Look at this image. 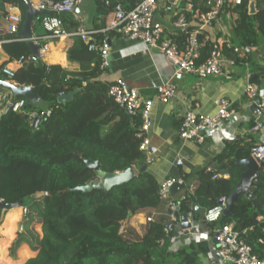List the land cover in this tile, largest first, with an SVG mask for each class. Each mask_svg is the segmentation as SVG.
<instances>
[{
	"label": "trees",
	"instance_id": "16d2710c",
	"mask_svg": "<svg viewBox=\"0 0 264 264\" xmlns=\"http://www.w3.org/2000/svg\"><path fill=\"white\" fill-rule=\"evenodd\" d=\"M141 1L111 0L107 5L106 0H96V8L109 14L118 4L132 9ZM191 1L193 19L208 10L207 0ZM5 2L17 4L22 10L26 7L23 0ZM248 4L249 0H245L237 8L240 17L233 26L242 47L258 45L264 37V1L256 0L254 15L249 13ZM62 18L67 30L80 26L71 14H63ZM112 32H97L95 41L101 44ZM70 37L73 43L66 51L67 57L79 64L77 69L28 59L33 53L27 40L10 39L1 45L8 56L3 66L11 60L26 58L12 79L3 76L4 79L19 87L39 88L40 98L50 111L35 125L30 116L37 107L21 95L17 98L27 100L24 111L10 110L0 119V198L8 204L19 203L22 208L11 252L14 254L22 244H28L35 255L24 264H201L209 252L207 242L171 249L172 233L164 232L171 209L147 222L142 236L125 226L129 211L135 216L143 209L158 208L168 202L160 198L161 184L147 170H141L147 163L146 153L140 150L141 117L128 115L109 96L108 89L114 81L106 76L108 67H101V52L90 50L89 42L76 34ZM212 43L204 42L205 54ZM8 91L0 85V113L7 105L3 98ZM72 91H78L73 101L58 102V96ZM254 145L240 148L236 141L229 143L220 159L230 160V178L212 179L202 171L195 194L186 190L183 199L176 202L175 211L186 212L202 198H210L211 207L220 197L230 196L243 171L237 162L247 158ZM86 160L97 161L98 167H87ZM129 167L136 171L129 183L110 190H76L98 181V168L114 173ZM252 192L259 206L242 195L236 200L232 215L223 216L221 223H233L238 229L254 226L250 242L259 251L257 240L264 237V220L257 221L258 216H264L263 175ZM8 211L0 210V221ZM34 224L42 226L39 241L31 227Z\"/></svg>",
	"mask_w": 264,
	"mask_h": 264
},
{
	"label": "crops",
	"instance_id": "0c3cea01",
	"mask_svg": "<svg viewBox=\"0 0 264 264\" xmlns=\"http://www.w3.org/2000/svg\"><path fill=\"white\" fill-rule=\"evenodd\" d=\"M28 1L35 8L39 2V0ZM24 3L26 5L25 1ZM205 5L209 8L206 3ZM26 9L27 5L22 10L17 4L0 0V26L5 27L7 25L6 17L10 12L20 14L25 19ZM112 13L104 14L97 10L96 0H82L75 13L71 15H74L89 30L106 32L105 29ZM226 13L224 15L226 18H222V14L221 18L223 22L225 19L230 20L225 24L227 27H233L232 21L237 20L240 14L238 11H228ZM187 14L190 16V13ZM39 15L40 13L35 17L32 27V38L42 45L38 60L48 64H58L67 69H77L79 64L71 62L66 52L73 43V39L71 37L61 39L49 37L40 24ZM160 19L170 25V22L164 16H160ZM215 30L213 31L215 38H220L222 32ZM18 35L16 34V39L26 40ZM107 38L110 44V65L106 72L107 78L113 81L122 78L131 88L138 89L143 96L155 99L156 89L153 88V83L161 84L167 81L175 71L174 65L160 51L147 50L144 44L129 40L114 31ZM251 47L253 48L248 54V60L239 63L231 73L207 78L187 74L178 83V92L174 98L166 103L157 99L154 100L152 125L146 136L150 144L158 150L157 153L149 156L153 158V161L148 162L147 160L145 165H147L146 170L154 176L159 184L168 178H177L183 181L181 189L175 194L171 192L170 198L171 201L175 202V205L176 202L178 203L183 199L186 190L190 194H195L201 183L202 171L211 175L212 179L230 178L231 170L228 165L230 160L220 159L229 143L236 141L239 143L240 148H249L253 143L255 144L262 139V133H255L251 130L253 112L256 107L253 108L255 104L248 101L245 88L254 75V82L259 85L261 93L258 101L264 103V37L260 38L258 45ZM251 57L252 59H250ZM7 60L8 56L0 46V69ZM17 61L18 59H14L7 64L16 71L20 67ZM3 76L0 72V78L5 80ZM219 98H226L233 102L237 111L235 118L229 121L223 129L215 134L208 135L203 143L180 138L178 127L185 113L192 109L200 114L213 115L218 111L217 99ZM32 100L31 102L37 107V110L47 109V105L41 102L39 97L34 96ZM249 157H251V151L247 158ZM178 161H182V164H178ZM209 167L212 168V171H208ZM226 170H230V172H223ZM243 170H245L244 166ZM216 175L218 177H215ZM210 201V198L208 200L202 198L201 201L193 203L188 211H178V213L189 214V217L194 218L193 227L202 230L205 227L203 216L209 208L208 203ZM168 209L170 207L167 203L158 208L143 209L137 215L131 217L127 227H131L137 234L142 236L145 233L147 218L158 217ZM175 212L171 211L169 221L174 225L171 249L176 250L193 243L207 242L209 252L206 257L204 256L201 264H221L213 241H195L191 239L187 235V229L183 227L182 221L175 217ZM21 220L22 208L18 207L9 210L0 221V264H19V261L20 264H24L26 260L35 255L25 243L17 248L14 254L10 250ZM36 230H40L38 232L41 233L42 226L37 225Z\"/></svg>",
	"mask_w": 264,
	"mask_h": 264
},
{
	"label": "built area",
	"instance_id": "2783aa9c",
	"mask_svg": "<svg viewBox=\"0 0 264 264\" xmlns=\"http://www.w3.org/2000/svg\"><path fill=\"white\" fill-rule=\"evenodd\" d=\"M245 0H207L209 6L207 11L199 15L189 17L194 4L186 0H142L134 8L126 9L118 4L107 23L105 31H114L129 40L140 42L147 50L155 49L160 51L175 67L171 77L161 83H153L156 89L155 99L161 102H168L178 92V83L187 74H195L202 78L218 77L231 73L239 63L248 60L251 46L235 45L230 40V29L221 18L224 8L229 5L235 9L243 5ZM264 1V0H263ZM111 0H106L109 5ZM82 0H39L36 9L40 11V24L49 37L61 39L74 34L80 36L84 41L89 42L90 50H99L102 57V68L109 67L110 44L104 40L101 44L95 41L98 31L89 30L82 23L74 30H67L62 18L63 14H74ZM160 16H164L170 22L167 25ZM77 19V18H76ZM78 20V19H77ZM7 25L0 26V46L8 40H17L16 34L21 29L23 17L20 14L8 13ZM222 32L220 38H215L214 30ZM215 30V31H216ZM33 39V38H32ZM212 41V48L205 54L203 51L204 42ZM26 58L18 59V65H22ZM32 61H38L36 55L28 57ZM0 72L8 79L15 75L14 68L6 64L1 67ZM109 96L132 117L140 116L142 120L140 136L143 140L140 150L146 153L147 157L157 153V148L150 144L146 136L152 125V108L154 98L143 96L138 89L131 88L122 78L116 79L108 89ZM247 99L256 105L253 112L251 130L255 133H262V139L251 148V157L259 166L260 174L264 177V103H258L260 88L255 82H249L245 88ZM63 95V94H61ZM6 103H11V111L21 113L24 111L27 100L15 98L11 90L4 95ZM218 111L213 115H204L190 109L181 120L178 127L180 138L203 143L208 135L215 134L223 129L229 121L235 118L237 111L233 102L226 98L217 99ZM50 114L49 110H36L31 114V121L35 123L36 118L43 119ZM148 162L153 158L149 157ZM182 164V161H178ZM208 171H212L209 167ZM215 177H218L216 175ZM225 177V176H223ZM183 184L181 179L168 178L161 183L160 198L167 201L171 211H175V202L171 201V187L174 183ZM226 196L220 197L217 202L209 207L203 216L205 227L198 230L193 227V217H189L187 235L195 241H213L215 251L219 256L221 264H264V237H259V251H256L250 242V234L255 230L254 226L238 229L233 223H221L224 216ZM152 221V217L147 218ZM264 220V216L257 217V221ZM174 229L172 222L164 226V232L170 234ZM264 234V227L262 228Z\"/></svg>",
	"mask_w": 264,
	"mask_h": 264
},
{
	"label": "water",
	"instance_id": "95a60500",
	"mask_svg": "<svg viewBox=\"0 0 264 264\" xmlns=\"http://www.w3.org/2000/svg\"><path fill=\"white\" fill-rule=\"evenodd\" d=\"M27 5L26 9V15L25 19L22 23L21 31L18 33L19 37L24 38L28 41L29 46L31 48V51L34 55H36L38 58H40V50L42 49V45L38 44L36 40L32 39V27H33V21L35 17L40 13L28 0H24ZM249 13L251 15H254L257 13L256 10V0H249ZM110 59V57H109ZM255 76L253 75L250 78V83L254 82ZM0 85L3 87L11 90L14 92V97L17 98V96L24 95L27 99L30 101L32 100V97L37 96L40 98L39 94V88L37 87H19L11 82H8L6 80H3L0 78ZM78 91H72L67 94H63L58 96V102L59 103H68L75 99V95ZM41 99V98H40ZM258 103H261V101H258ZM256 105H254L253 108H255ZM11 110V103H8L5 107V109L0 113V119L3 115L7 114ZM29 116L26 115V119H28ZM40 118L35 119V125L39 124ZM86 166L89 168H97L98 162L97 161H91L86 160ZM240 165L244 166L245 170L241 172L240 175V181L238 182L235 190L232 192L230 196L227 197V200L225 202V210H224V216H231L232 210L234 207V204L236 200L244 195L248 199H251L255 202L257 206H259V202L256 200V197L254 193L252 192V188L257 185L258 179L260 178V169L256 161L253 159V157H249L243 160L238 161ZM147 165H144L141 170H146ZM223 172L229 173L230 170H226ZM97 175L100 178V181L97 183H88L83 186L76 187V190H82V191H90L91 189H100V190H110L114 186L122 185L125 183H129L135 176L136 172L132 167L127 168L124 171L120 172H114V173H108L102 170L101 168L97 169ZM182 188V185L179 183H174L171 187V192L175 194L179 189ZM19 206V203L14 204H8L3 202V200L0 198V209H14ZM198 208V207H197ZM133 216V212L129 211L126 219L124 220V224L127 227L128 223ZM175 217L179 218L182 221V225L185 229L190 228V223L187 222L188 220V214L182 213L179 214L178 212H175ZM213 244H217L216 239H213Z\"/></svg>",
	"mask_w": 264,
	"mask_h": 264
},
{
	"label": "rangeland",
	"instance_id": "374dc122",
	"mask_svg": "<svg viewBox=\"0 0 264 264\" xmlns=\"http://www.w3.org/2000/svg\"><path fill=\"white\" fill-rule=\"evenodd\" d=\"M228 11H238L237 9H231L230 8V6L229 5H227L225 8H224V11L222 12V18L224 17V15H226L227 13L226 12H228ZM224 18H226V17H224ZM236 21V20H235ZM234 21V22H235ZM226 22H230V20H227V19H225V21H224V23H226ZM234 22L232 21V23H233V26H234ZM229 33H230V40H231V42L233 43V44H235V45H239V46H241V44H240V42L238 41V39H237V37H236V35H235V32H234V29H233V27H232V29L229 31ZM250 59H252V57L250 58ZM41 100V102H43L42 101V99H40ZM37 225L38 226H41L40 224H34V225H32L31 227H32V230L34 231V233L36 234V237H37V239H38V241L41 239V236H42V232L41 233H39L37 230H36V227H37ZM130 226V225H129ZM16 238H17V235H16ZM16 238H15V240H16ZM28 245V244H27ZM29 246V245H28ZM30 247V246H29ZM31 249V248H30ZM21 262L19 261V264H20Z\"/></svg>",
	"mask_w": 264,
	"mask_h": 264
},
{
	"label": "clouds",
	"instance_id": "9594fccd",
	"mask_svg": "<svg viewBox=\"0 0 264 264\" xmlns=\"http://www.w3.org/2000/svg\"><path fill=\"white\" fill-rule=\"evenodd\" d=\"M74 16V15H73ZM79 21V20H78ZM110 57V56H109ZM109 61H110V59H109ZM47 110V109H46ZM39 111H41V110H39ZM41 121V120H40ZM261 175V174H260ZM100 181V178H99V180L98 181H95L94 183H97V182H99ZM93 183V184H94ZM19 207V206H18ZM18 207H16V208H18ZM15 209V208H14ZM1 210V209H0ZM9 210H11V209H9ZM176 212H178V211H176ZM152 218H154V217H152ZM147 222H149L148 220H147ZM187 222H188V220H187ZM43 232V231H42ZM172 233V232H171ZM167 235H169V234H167ZM42 238V237H41Z\"/></svg>",
	"mask_w": 264,
	"mask_h": 264
}]
</instances>
